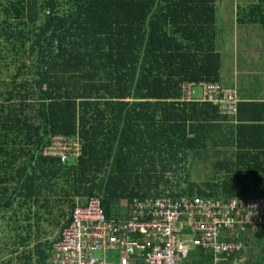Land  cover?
<instances>
[{
    "label": "trees",
    "instance_id": "16d2710c",
    "mask_svg": "<svg viewBox=\"0 0 264 264\" xmlns=\"http://www.w3.org/2000/svg\"><path fill=\"white\" fill-rule=\"evenodd\" d=\"M262 2L237 20H262ZM215 3L0 0V264H45L91 197L109 218L133 199L264 200L253 105L221 115L189 97L220 84ZM55 136L80 144L73 163L41 157ZM212 154L211 179L190 180L188 158Z\"/></svg>",
    "mask_w": 264,
    "mask_h": 264
},
{
    "label": "built area",
    "instance_id": "2783aa9c",
    "mask_svg": "<svg viewBox=\"0 0 264 264\" xmlns=\"http://www.w3.org/2000/svg\"><path fill=\"white\" fill-rule=\"evenodd\" d=\"M204 99L221 115H235L236 94L218 83L200 84ZM78 142L62 136L49 139L41 157L57 159L80 156ZM264 226V201L239 206L235 198L156 197L133 199L124 218H109L98 198L73 208L70 221L60 231L46 264H184L191 250L210 257V264H223L244 248L239 234ZM111 254L114 260H108ZM264 264V252L261 254Z\"/></svg>",
    "mask_w": 264,
    "mask_h": 264
},
{
    "label": "crops",
    "instance_id": "0c3cea01",
    "mask_svg": "<svg viewBox=\"0 0 264 264\" xmlns=\"http://www.w3.org/2000/svg\"><path fill=\"white\" fill-rule=\"evenodd\" d=\"M246 2L247 0H243ZM258 3V0H255L253 5L243 4L240 8L236 6L238 12L235 17H232L231 24L229 28L231 30L234 29V42H233V54L230 59L233 64L232 67V75L225 72L222 65L221 60V70H220V85L225 89H232L235 91L237 103L239 104H249L251 103L253 107L251 111L247 114H239L244 115L243 118L255 121L257 118L259 119V124L264 125V0L261 3V12L257 17V20L263 18L257 23H240L237 20L238 14L247 9L249 7H253ZM228 15V14H224ZM224 21L221 18L222 28L224 25ZM216 25V24H215ZM216 29V28H215ZM223 43L226 46L225 51L230 54V49L228 48L229 42L226 39H223ZM216 42V37H215ZM217 49V46H216ZM221 55V53H220ZM222 59V58H221ZM226 73V74H225ZM224 74V76L222 75ZM238 115V116H239ZM245 119H242L245 121ZM255 123V122H253ZM232 151L228 150L226 152L227 158H230V154ZM224 156V155H223ZM235 198V197H232ZM212 199V198H211ZM229 198H223L218 200H227ZM238 200V198H235ZM257 201L256 199H252L248 202H245V205L241 204V207H246V204L249 202ZM264 201V200H262ZM239 202V200H238ZM120 210V214L117 213ZM126 206H117L111 211L110 218H124L125 217ZM251 232L250 236L247 234ZM264 238V226H258L255 230L246 229L245 232L239 234L238 239L243 242L244 248L246 249V253L241 259L242 251L238 255H231L228 258L227 262H223V264H262L261 254L264 252V240L262 242L258 240H262ZM182 244H184L190 252L186 259V264H194L197 263L200 256L197 253V250H191V246L189 244V238H182ZM259 243L260 248L258 250V261H255V253L249 252L250 249L256 248ZM51 252L48 260H50ZM238 257V263L233 262V258ZM45 263V264H46ZM208 264H210V259Z\"/></svg>",
    "mask_w": 264,
    "mask_h": 264
},
{
    "label": "rangeland",
    "instance_id": "374dc122",
    "mask_svg": "<svg viewBox=\"0 0 264 264\" xmlns=\"http://www.w3.org/2000/svg\"><path fill=\"white\" fill-rule=\"evenodd\" d=\"M255 2V0H247L246 2H244L243 0H216L215 3V9H216V46H217V51L219 53H221V60H222V65H223V69L225 70V72L229 73L230 75H232V67L233 64H231L232 62L230 57L233 54V42H234V34L235 31L234 29L231 30L229 28V25L231 24L232 21V17L236 15V13L238 12V9L236 8V6H238V8H240L243 4H250L253 5ZM224 14H228V15H224ZM221 18L222 20L225 22L222 28V24H221ZM233 38V39H232ZM223 39H226L229 42V46L228 48L230 49V54H228V52L225 51L226 46L223 43ZM226 74V73H225ZM224 76V74H222ZM226 90H230V89H226ZM232 90V89H231ZM234 91V90H232ZM188 92H189V97H190V101L191 102H200L201 101V92H203V89H201V86L199 85H194V86H190V88H188ZM235 92V91H234ZM188 165H187V173H188V177L190 180L195 181V182H204L209 180V178L211 179L212 175H213V162L215 160V157L212 155L209 156H203L200 158H193L190 157L188 158ZM68 162L73 163L75 160L73 157H68L67 159ZM119 208H117V213L120 214V210L118 211ZM251 232H249L247 234V236H250ZM264 240V238H262V240H258L260 242H262ZM258 246L254 249H250L249 252L255 253V261H258L259 263V258H258V250L260 248L259 243L257 244ZM246 249L245 248L241 255V259H243V257L246 258L245 253H246ZM248 250V249H247ZM107 259L110 260H114L115 257H113L111 254H109L107 256ZM233 262L238 263V257L233 258Z\"/></svg>",
    "mask_w": 264,
    "mask_h": 264
}]
</instances>
